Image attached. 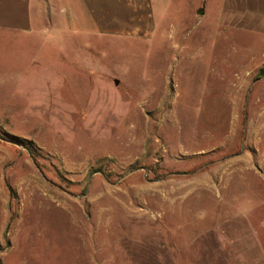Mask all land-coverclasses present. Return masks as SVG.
Here are the masks:
<instances>
[{
	"label": "rangeland",
	"instance_id": "1",
	"mask_svg": "<svg viewBox=\"0 0 264 264\" xmlns=\"http://www.w3.org/2000/svg\"><path fill=\"white\" fill-rule=\"evenodd\" d=\"M215 1L0 30V264H264V41Z\"/></svg>",
	"mask_w": 264,
	"mask_h": 264
},
{
	"label": "crops",
	"instance_id": "2",
	"mask_svg": "<svg viewBox=\"0 0 264 264\" xmlns=\"http://www.w3.org/2000/svg\"><path fill=\"white\" fill-rule=\"evenodd\" d=\"M215 4L209 17L205 2L200 3L198 23L209 17L222 31L223 41L230 42L229 37L239 33L264 41V0H216ZM53 22L84 27L99 37H150L156 29L150 0H0L1 31L22 36L43 33ZM227 33L231 34L224 36Z\"/></svg>",
	"mask_w": 264,
	"mask_h": 264
},
{
	"label": "water",
	"instance_id": "3",
	"mask_svg": "<svg viewBox=\"0 0 264 264\" xmlns=\"http://www.w3.org/2000/svg\"><path fill=\"white\" fill-rule=\"evenodd\" d=\"M118 84V82H115V85H117Z\"/></svg>",
	"mask_w": 264,
	"mask_h": 264
}]
</instances>
